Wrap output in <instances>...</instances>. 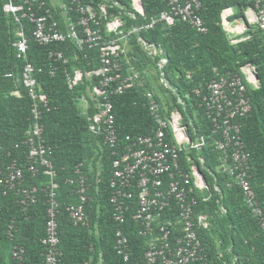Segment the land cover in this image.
<instances>
[{"label": "trees", "instance_id": "16d2710c", "mask_svg": "<svg viewBox=\"0 0 264 264\" xmlns=\"http://www.w3.org/2000/svg\"><path fill=\"white\" fill-rule=\"evenodd\" d=\"M81 1L90 5L96 15H102L100 4L103 0ZM113 1L120 3L123 10L114 6ZM140 1L141 13L132 8L130 0H112L106 5V16H120L126 34L134 26L138 27L136 33L126 36L127 54L119 56V59L122 76L133 74L128 70L131 65L139 72L142 85L135 83L120 93L109 94L119 143L123 144L126 137L155 133L157 124L149 110L152 100L159 105L163 116L178 110L192 140L200 135L206 137L201 149L179 153L182 169L190 171L193 164L204 177L206 187L203 192L192 193L197 200L194 211L206 215L212 223L211 228L200 232L205 257L189 264H264V229L245 204L241 188L221 167V155L214 145L218 135L211 133L212 123L202 102L212 79L226 73L243 76L241 69L246 65L255 68L258 87L245 81L251 108L236 120L249 152L250 186L264 213V32L256 25H248L242 34L235 37L244 38L232 42L222 16L225 10H231L226 17L228 22L245 19L246 10L255 8L254 0H200L198 14L203 21L202 31L179 17H174L172 24L162 19L161 13L169 10L167 0ZM6 2L0 0V151L3 159H7L5 153L9 152L21 166L24 164L27 152L23 144L25 132L33 121L31 98L23 83V68L30 63L39 85L36 90L45 95L48 106L42 115L43 137L52 148L51 160L58 183L59 264H83L90 256L94 261L102 257L104 264H145L143 252L146 246L133 222L127 229L132 251L130 261L124 262L113 248L116 222L110 204V178L112 163L117 156L103 142L100 134L89 129L88 116L95 112L94 102L88 99L90 107L85 113L80 108L78 97L86 95L91 82L98 85L97 77L89 78L85 73L99 64L98 49L84 42L85 34L77 24L79 13L74 8L75 4L70 6L66 0L68 10L65 12L74 25L77 38L67 37L62 42L45 45L33 36V23L27 18L16 20L4 9ZM45 2L50 10L49 21H56L62 31H67L66 19L61 15L63 9L49 7ZM33 10L38 15L45 13L44 8L34 6ZM106 21L104 19L102 23ZM152 21L154 23L149 28L144 27ZM19 30L23 31L28 44L26 59L17 57L13 44L18 39ZM102 30L105 39L114 37L113 33H105L103 25ZM145 45L155 47L164 55L166 60L161 68L157 65L159 56L149 55ZM59 51L67 57L66 62L50 56V52ZM151 67L157 69L169 87L159 85L157 93L152 91L147 74ZM74 69L83 73L84 80L70 88L66 83V73ZM7 73L12 75L8 77ZM196 89H199V94L195 93ZM166 133V140L171 142L169 130ZM80 164L91 183L86 204L89 222L85 226H74L69 222L65 208L68 203L76 201L72 189L75 186V167ZM99 166L101 172L97 174ZM24 175V185L41 187L48 182V176L42 170L31 176L24 169ZM97 178L99 182H96ZM12 201L13 194L1 200V260L10 264L6 252L11 241L6 236V228L14 218L17 231L13 238L25 249V264H43L44 247L40 242L46 221L43 193L40 191L36 203L25 213H21Z\"/></svg>", "mask_w": 264, "mask_h": 264}, {"label": "built area", "instance_id": "2783aa9c", "mask_svg": "<svg viewBox=\"0 0 264 264\" xmlns=\"http://www.w3.org/2000/svg\"><path fill=\"white\" fill-rule=\"evenodd\" d=\"M169 10L161 13V18L172 24L174 17H179L197 30H203V21L198 14L200 0H167ZM75 4L79 13L77 24L85 34L84 42L89 47L98 49L99 66L85 73L89 78H98V85L94 87L95 112L88 116L89 129L92 133L100 134L103 142L116 154L112 163L110 178V204L113 208L112 217L116 222L114 229L115 254L124 262H129L131 247L128 224L133 222L137 227V234L143 238L146 246L143 252L145 264H189L205 257L200 232L212 227L209 218L194 211L197 202L192 193L203 192L205 182L195 165L190 171L182 169L179 160L181 151L199 150L206 143V137L200 135L191 139L187 126L182 121V115L176 109L169 116H163L159 105L152 100L149 110L154 117L157 128L152 135H138L126 137L120 145L114 123L113 104L110 93H120L132 84L142 85L139 72L133 68L132 75L122 76L120 63L119 40L125 37L121 30V22L117 19L105 25L114 32V37L105 39L102 30V17L96 15L91 6L81 0H69ZM44 8V14H36L33 7ZM254 21L256 26L264 32V0H254ZM4 9L12 13L16 20L27 18L33 23V36L41 44L62 42L67 37L77 38L74 25L68 19L67 31H62L59 24L48 17L50 10L42 0H7ZM230 12L222 13L223 19ZM153 21L144 25L149 28ZM132 30L129 32L131 33ZM18 39L13 43L18 58L26 59L28 44L23 31L17 32ZM244 38V37H243ZM239 39H232L237 42ZM149 54L160 57L159 68L165 63V57L153 46L145 45ZM50 56L67 61L63 52H50ZM242 75L226 73L212 79L207 85V93L202 96L205 114L212 123L211 133L218 135L215 148L220 152L221 167L227 171L236 184L241 188L244 202L251 214L264 229V213L249 182L250 169L248 164L249 152L240 134L237 117L246 114L250 108L245 81L258 87L255 68L251 65L242 67ZM12 74L7 73L10 77ZM83 73L79 70L66 73V83L72 88L81 82ZM245 79V80H244ZM163 85L169 87L163 77ZM23 83L31 98V120L33 124L25 132L23 144L27 148L23 166L17 158L9 152L7 159L0 151V210L1 200L13 194V204L21 213H25L43 193L46 204V221L44 236L40 239L44 247L43 264H59L61 250L59 248V202L57 198L58 183L56 170L51 160L52 148L45 143L42 122L43 109L48 110L45 95L37 92L38 85L33 76V67L26 63L23 68ZM113 83H116L112 85ZM199 89L195 93L199 94ZM85 106V112L90 107L84 95L78 97ZM166 130L171 134V142L166 140ZM82 164L75 167V186L72 195L75 202L66 205L69 222L74 226H85L89 222L86 204L89 200L91 183L82 172ZM24 169L35 176L42 170L48 176L45 186L24 185ZM101 172L100 166L97 174ZM97 178L96 182H99ZM73 182L72 179H68ZM17 231L15 219H11L6 228V236L11 241L9 247L10 264H25V249L22 244L14 241ZM0 264H4L1 260ZM83 264H104L103 258L97 261L90 256Z\"/></svg>", "mask_w": 264, "mask_h": 264}, {"label": "crops", "instance_id": "0c3cea01", "mask_svg": "<svg viewBox=\"0 0 264 264\" xmlns=\"http://www.w3.org/2000/svg\"><path fill=\"white\" fill-rule=\"evenodd\" d=\"M42 1H44V3H46L45 2V0H42ZM47 2H48V4H49V7H59V8H61V9H63V12H62V17L64 18V19H66L65 21H66V24H68V19L65 17V15H64V12L66 11V10H68L67 9V4H66V0H46ZM104 2L103 3H101L100 4V13L103 15V17H104V19H107V21L106 22H104V23H102V25H103V29L105 30V33H113L114 34V32L113 31H111V30H109L105 25L108 23V27L110 28L111 27V21H113L114 19H117L119 22H121V30H124V28H123V26H124V23H123V21L120 19V16H118V15H116V14H110L108 17L106 16V10H107V7H106V5L108 4V3H111V1L112 0H103ZM134 4L132 5V0H130V5L132 6V8L136 11V12H139V13H141L142 12V4H141V1L140 0H134V2H133ZM109 5H112V4H109ZM113 5L114 6H116V7H118V8H121L122 10H123V8L124 7H122L121 6V4L120 3H118V2H116V1H113ZM45 6H46V4H45ZM47 7V6H46ZM48 8V7H47ZM92 8V7H91ZM93 10V9H92ZM94 11V10H93ZM247 11V10H246ZM248 11H251L252 13H253V11L251 10V9H249ZM95 12V11H94ZM228 12H230L231 13V10H228ZM66 13V12H65ZM246 13V12H245ZM102 15H101V17H102ZM246 15V14H245ZM131 16L132 17H134V13L132 12L131 13ZM103 19V18H102ZM103 19V20H104ZM102 20V21H103ZM242 21H244V19H241ZM154 23V22H153ZM230 22H228V21H224V25H225V28H226V30H227V27L228 26H230V24H229ZM245 23V22H244ZM254 23V25H256L255 24V21L253 22ZM245 25V29H246V27L248 26V24H244ZM229 29V28H228ZM132 30V32L131 33H136L137 31H138V27H133L132 29H130L128 32H127V34L125 33V37L123 38V39H121V40H119L118 42H119V46H120V56L121 55H123V56H125L126 54H127V46H126V40H128V37H126L127 35H130L131 33H129L130 31ZM228 31V30H227ZM245 31V30H244ZM244 31H241V32H239V33H237L236 34V36L237 35H240V34H242ZM125 32V31H124ZM235 36V37H236ZM229 38L231 39L232 37H230L229 36ZM240 38H243V37H240ZM232 39H235V38H232ZM239 39V38H238ZM144 49L148 52V50L145 48V46H144ZM149 54V53H148ZM98 55V54H97ZM149 55H151V56H158V55H153V54H149ZM97 59H98V57H97ZM159 61H160V57H159ZM159 61H158V63H157V65H158V67H159ZM121 62V61H120ZM98 64H99V61H98ZM121 64H122V62H121ZM127 64V63H126ZM128 65V64H127ZM129 67V71H131L132 72V70L134 69L131 65H129L128 66ZM133 68V69H132ZM150 69H153L154 71H155V76H157L158 78H159V83H157V81L156 82H154V83H157V84H159V85H163V83H162V81L160 80V75H159V73H158V71H157V69L156 68H154V67H151V68H149V69H147V74H148V71L150 70ZM74 70H77V69H74ZM73 70V71H74ZM135 70V69H134ZM135 71H137V70H135ZM138 72V71H137ZM152 76H154V75H152V73L151 74H149L148 75V77L151 79V77ZM256 76V75H255ZM256 78V77H255ZM84 80V79H83ZM82 80V81H83ZM256 80L258 81V79L256 78ZM81 81V82H82ZM151 81V80H150ZM251 84V83H250ZM96 85H95V83L94 82H91V84H90V86H88L87 87V89H86V95L85 94H81V95H84L85 96V98L87 99V101H88V99H90L91 101H94V98H95V93H94V87H95ZM152 91H153V89H152ZM80 95V96H81ZM88 104H89V106H90V103H89V101H88ZM80 108L82 109V111L85 113V106H84V104L82 103V102H80ZM6 256H7V260H8V258H9V249H7V252H6Z\"/></svg>", "mask_w": 264, "mask_h": 264}, {"label": "rangeland", "instance_id": "374dc122", "mask_svg": "<svg viewBox=\"0 0 264 264\" xmlns=\"http://www.w3.org/2000/svg\"><path fill=\"white\" fill-rule=\"evenodd\" d=\"M134 0H132V5L134 4L133 3ZM245 19L244 21L242 20H235V21H230V26L227 27V30H228V33H229V36L232 37V38H235L236 34L241 32V31H244L245 30V23L248 24V25H254V15L251 11H246L245 13ZM245 22V23H244ZM229 28V29H228ZM247 28V27H246ZM154 75L151 77V86H152V89H153V92L154 93H157L158 89H159V78L157 76H155V71L153 69H150L148 71V74H151ZM158 80V81H157ZM157 83H154L156 82Z\"/></svg>", "mask_w": 264, "mask_h": 264}, {"label": "water", "instance_id": "95a60500", "mask_svg": "<svg viewBox=\"0 0 264 264\" xmlns=\"http://www.w3.org/2000/svg\"><path fill=\"white\" fill-rule=\"evenodd\" d=\"M162 57H164V55H162ZM257 78V77H256ZM199 172V171H198ZM199 174L201 175L202 179L204 180L203 175L199 172Z\"/></svg>", "mask_w": 264, "mask_h": 264}]
</instances>
